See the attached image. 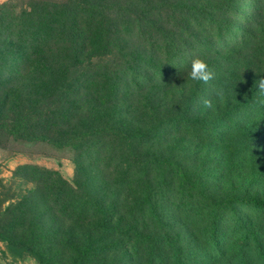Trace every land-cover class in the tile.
<instances>
[{
	"label": "rangeland",
	"instance_id": "1",
	"mask_svg": "<svg viewBox=\"0 0 264 264\" xmlns=\"http://www.w3.org/2000/svg\"><path fill=\"white\" fill-rule=\"evenodd\" d=\"M261 78L264 0H0V264H264Z\"/></svg>",
	"mask_w": 264,
	"mask_h": 264
},
{
	"label": "trees",
	"instance_id": "2",
	"mask_svg": "<svg viewBox=\"0 0 264 264\" xmlns=\"http://www.w3.org/2000/svg\"><path fill=\"white\" fill-rule=\"evenodd\" d=\"M94 7L96 8V6ZM3 136L7 138L11 137L13 139H25V140H30V141L37 140V141H42V142L44 141V142L56 144L59 146L66 145L65 142L61 144V142H53V140H51L50 138H46L43 136H40V137L34 136V134L32 133L30 118H28L27 114H22V113L17 114L14 117H9L5 120L4 119L0 120V137H3ZM25 170H27V167H25ZM45 171L49 172V174H53L52 171H48V170H45ZM35 174L37 175V173ZM245 203L253 205L256 208H264V200H259L256 198L249 197L245 199ZM20 228H21V232H25L27 229L23 225H21ZM36 240L37 241L42 240V235L36 238ZM46 241H48V238H45V242ZM30 245L31 243L26 246V249H29V247H32ZM26 249H24V252H27ZM78 252H80V250H78ZM82 254L80 255L76 254L77 258H76L75 264H85V261H86L85 254L84 255Z\"/></svg>",
	"mask_w": 264,
	"mask_h": 264
},
{
	"label": "clouds",
	"instance_id": "3",
	"mask_svg": "<svg viewBox=\"0 0 264 264\" xmlns=\"http://www.w3.org/2000/svg\"><path fill=\"white\" fill-rule=\"evenodd\" d=\"M188 75L190 80L196 84L199 83L208 84L210 81H212L215 78L214 71H212L208 63L201 58H194L191 61L190 72ZM256 86L258 88L257 91L260 94H264V78L259 79L256 82ZM224 96L225 93L222 88L216 90L217 99L222 101L224 99ZM203 104L206 108L212 107V101L210 99H205L203 101Z\"/></svg>",
	"mask_w": 264,
	"mask_h": 264
}]
</instances>
